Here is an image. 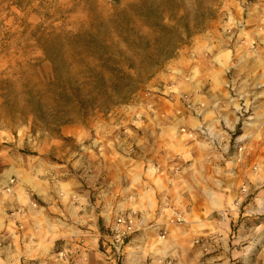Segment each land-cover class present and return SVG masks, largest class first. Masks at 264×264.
Instances as JSON below:
<instances>
[{
    "label": "rangeland",
    "instance_id": "1",
    "mask_svg": "<svg viewBox=\"0 0 264 264\" xmlns=\"http://www.w3.org/2000/svg\"><path fill=\"white\" fill-rule=\"evenodd\" d=\"M147 155L192 169L180 182L195 209L168 214L172 240L161 230L132 241L147 228L140 211L50 228L62 204L46 191L79 190L105 211ZM0 194L29 198L28 237H60L24 264H264V0L1 5ZM128 212L141 224L121 243L117 218Z\"/></svg>",
    "mask_w": 264,
    "mask_h": 264
},
{
    "label": "crops",
    "instance_id": "2",
    "mask_svg": "<svg viewBox=\"0 0 264 264\" xmlns=\"http://www.w3.org/2000/svg\"><path fill=\"white\" fill-rule=\"evenodd\" d=\"M168 161L165 155H161L157 160L147 155L146 160L142 162L135 161L138 167H134L131 164V167H128L130 168L128 173H131V176L128 174L129 179L127 174L120 176L116 188L114 187L110 192L109 205H104L108 207L105 211H103L100 204L87 202V197L82 194L79 195V190L74 191L76 194H59L56 192L58 191V186L56 185L55 191H50L51 189H49L43 196L48 203L61 201L62 204L61 206H52V209L57 207V212H55L56 215L47 218L51 222L50 228L52 229V226L58 224L68 227L73 224L69 223L70 219H73V222H76L78 227L86 224L95 227L99 225V222L104 217L110 221L112 214L108 212L140 211L144 218L143 226L151 227L152 230L142 228L143 230H139L140 233L132 241L146 238L154 241L156 239V231L161 230H165L168 239L172 240L176 226L174 221L170 222L168 214L170 212H185L188 215L195 209V206L191 204L192 198L189 196L191 194L188 192L190 191L188 190L189 186L180 182V180L191 176L192 169L190 164L181 169L182 165L176 166L177 163H169ZM141 164L143 166H140ZM120 165L123 164H116L117 167ZM149 166H153V168ZM136 168L137 171L134 170ZM93 171L96 177V166ZM97 171L98 182L94 184V188H97V196L100 197V189L102 187L100 165L97 166ZM124 181L129 182L124 185ZM38 189L41 190L43 187L38 185ZM94 194L96 193L94 192ZM76 195L81 196L84 202L73 201ZM28 202L29 198L27 200L18 198L13 201L9 199L7 202L5 195L0 194V264H24L27 260L48 257L53 253L55 244L59 242L60 237L53 239V231L50 232L51 237L46 241L32 239L27 236V228L31 226L30 218L32 213V211H26L29 208ZM9 209L13 210L11 215L8 213ZM14 215L15 217H13ZM17 221L24 222V224L20 223L18 225ZM18 226L24 228L23 233L17 234ZM165 255L172 256L175 253L170 251L169 254Z\"/></svg>",
    "mask_w": 264,
    "mask_h": 264
},
{
    "label": "built area",
    "instance_id": "3",
    "mask_svg": "<svg viewBox=\"0 0 264 264\" xmlns=\"http://www.w3.org/2000/svg\"><path fill=\"white\" fill-rule=\"evenodd\" d=\"M141 224L140 216L134 212H128L122 214L117 218V238L121 243H124L126 239L130 238Z\"/></svg>",
    "mask_w": 264,
    "mask_h": 264
},
{
    "label": "trees",
    "instance_id": "4",
    "mask_svg": "<svg viewBox=\"0 0 264 264\" xmlns=\"http://www.w3.org/2000/svg\"><path fill=\"white\" fill-rule=\"evenodd\" d=\"M32 3H33V0H3V1L0 0V6L6 5V10H9L11 7H15L19 11H24L27 8H29ZM41 49L44 52V56L47 59L52 60V56L49 50L45 46H42Z\"/></svg>",
    "mask_w": 264,
    "mask_h": 264
}]
</instances>
